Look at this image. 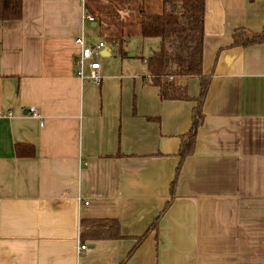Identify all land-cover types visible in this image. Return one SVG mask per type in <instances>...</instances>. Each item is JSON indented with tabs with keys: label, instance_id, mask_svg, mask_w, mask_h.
I'll return each mask as SVG.
<instances>
[{
	"label": "crops",
	"instance_id": "obj_1",
	"mask_svg": "<svg viewBox=\"0 0 264 264\" xmlns=\"http://www.w3.org/2000/svg\"><path fill=\"white\" fill-rule=\"evenodd\" d=\"M22 1L0 20V264H264V42L233 45L264 30V0H206L211 83L183 161L199 77L177 80L189 99H163L120 36L100 83L76 74V38L98 44L89 24L161 0ZM84 219H117L123 237L83 239Z\"/></svg>",
	"mask_w": 264,
	"mask_h": 264
},
{
	"label": "trees",
	"instance_id": "obj_2",
	"mask_svg": "<svg viewBox=\"0 0 264 264\" xmlns=\"http://www.w3.org/2000/svg\"><path fill=\"white\" fill-rule=\"evenodd\" d=\"M206 0H161L159 11L139 8L140 34L145 38H160V48L145 58L153 84L161 89L163 99H189L186 85L177 84L180 78L196 76L200 79V94L196 98L190 131L182 137V161L192 154L200 126L204 122V103L211 77L203 72L204 22ZM23 12L22 0H0V20H18ZM119 37V36H118ZM234 46H251L264 42V30L256 33L237 29ZM120 53L125 54L123 38H117ZM83 239L122 238L117 219L81 220ZM141 236L138 242H141ZM134 250L131 251L130 255Z\"/></svg>",
	"mask_w": 264,
	"mask_h": 264
},
{
	"label": "rangeland",
	"instance_id": "obj_3",
	"mask_svg": "<svg viewBox=\"0 0 264 264\" xmlns=\"http://www.w3.org/2000/svg\"><path fill=\"white\" fill-rule=\"evenodd\" d=\"M137 1L131 0L130 3H137ZM128 5L129 4L124 3L120 8L122 11L120 19L117 17V10L115 8H109L106 17H102L103 19H101L103 22L102 24H99L97 27H93L89 24L90 35L97 43L100 41L106 42L111 48L112 54L115 53V50L118 48V45L114 43L117 36H124L125 49L136 50L140 57L139 59L148 58L160 48L161 40L160 38H145L140 34L139 10L135 8V5L133 9L127 12L125 10H127L126 7ZM154 12H156V10ZM117 54L119 55V53Z\"/></svg>",
	"mask_w": 264,
	"mask_h": 264
},
{
	"label": "built area",
	"instance_id": "obj_4",
	"mask_svg": "<svg viewBox=\"0 0 264 264\" xmlns=\"http://www.w3.org/2000/svg\"><path fill=\"white\" fill-rule=\"evenodd\" d=\"M86 18L91 22L95 21V17L87 13ZM75 43L81 49L80 53H78L75 57L76 74L81 79H92L95 82L100 83L102 80L101 63L97 57L99 56L101 49L106 46V43L104 41H100L98 44L88 45L83 35L78 36ZM28 112L31 115L42 119V114L35 107L29 108ZM8 115L10 116L11 112H9ZM4 116H6L5 113L0 111V117ZM41 124H43V121H41ZM88 248L89 246L87 243H82L80 241L77 246V251L78 253L84 252L88 250Z\"/></svg>",
	"mask_w": 264,
	"mask_h": 264
},
{
	"label": "water",
	"instance_id": "obj_5",
	"mask_svg": "<svg viewBox=\"0 0 264 264\" xmlns=\"http://www.w3.org/2000/svg\"><path fill=\"white\" fill-rule=\"evenodd\" d=\"M29 110V109H28Z\"/></svg>",
	"mask_w": 264,
	"mask_h": 264
}]
</instances>
